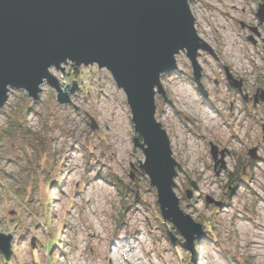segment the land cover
<instances>
[{
    "label": "rangeland",
    "instance_id": "374dc122",
    "mask_svg": "<svg viewBox=\"0 0 264 264\" xmlns=\"http://www.w3.org/2000/svg\"><path fill=\"white\" fill-rule=\"evenodd\" d=\"M261 3L190 0L197 32L218 58L200 52L201 85L208 97L197 87L185 52L177 55L178 69L162 76L167 99L159 92L155 97L157 121L181 165L175 179L180 208L206 233L196 249L198 264H264V249L253 253L247 247L256 224L264 225ZM71 65H62L65 75L50 72L72 104L59 103L57 91L45 83L38 100L13 88L0 108V233L13 237L10 260L0 251V264H125L119 250L132 247L143 264H191V252L172 223L163 220L157 191L140 169L145 157L133 143L125 92L107 70ZM230 75L240 89L230 86ZM72 81L79 88L75 94L67 88H73ZM188 95L220 127L229 125L230 136L210 131L192 114ZM180 132L199 144L198 154L192 155L186 139L180 148ZM67 154L78 169L73 177H67ZM207 182L213 185L211 195L198 191ZM207 198L220 206L207 204ZM166 228L176 235V245Z\"/></svg>",
    "mask_w": 264,
    "mask_h": 264
},
{
    "label": "water",
    "instance_id": "95a60500",
    "mask_svg": "<svg viewBox=\"0 0 264 264\" xmlns=\"http://www.w3.org/2000/svg\"><path fill=\"white\" fill-rule=\"evenodd\" d=\"M258 9L257 17L264 23V3ZM196 23L190 0H0V108L13 88L38 100L45 83L57 91L59 103L72 104L50 72L63 71L68 62L75 67L97 65L111 73L132 112L133 143L145 157L144 162L138 160L140 169L157 191L163 220L172 223L184 239L193 264H198L195 242L206 233L180 208L175 179L181 165L174 158L168 133L157 121L155 97L159 92L167 99L162 76L178 69L181 52L188 55L194 81L208 97L201 85L199 56L201 51L217 56L200 37ZM229 83L241 88L231 75ZM72 84L67 88L75 94L79 88L77 82ZM213 152L216 156V149ZM191 184L197 188L195 182ZM186 197L192 199L190 191ZM207 204L220 206L211 198ZM166 231L176 245V235ZM12 240L11 234L0 233V251L7 261Z\"/></svg>",
    "mask_w": 264,
    "mask_h": 264
},
{
    "label": "bare ground",
    "instance_id": "6f19581e",
    "mask_svg": "<svg viewBox=\"0 0 264 264\" xmlns=\"http://www.w3.org/2000/svg\"><path fill=\"white\" fill-rule=\"evenodd\" d=\"M206 41V40H205ZM208 41V40H207ZM206 41V42H207ZM179 93L181 94V96L185 97L186 92L184 88H180ZM186 99H189L191 101V106L189 108V110H192L191 113L194 114L195 116L198 115L200 116L204 121H205V126L211 131L212 129L214 131H216V134H221L223 136H230V130H228L229 125L227 126V128L225 127H220L219 123L214 119V116L211 114V112H209L207 109H197L194 107V105L196 104L194 100L190 99L189 95L186 96ZM183 100V99H182ZM183 104H186V101L183 100ZM218 111V110H217ZM219 112V111H218ZM110 113V111L108 112ZM111 117L114 115L113 113L109 114ZM118 116L115 115V117H113L112 119H116V117ZM240 124V122H239ZM180 139L178 141H176L177 144H181L180 148H184V140H188L189 142V151L192 153L193 156H195L196 154H198L199 151V144L197 142H195L191 137L189 138H185L184 133L180 132L179 135ZM178 146V145H177ZM67 158V162L68 164H66V173H67V177H73L75 175H77L78 173V169L77 167H72L70 165V159L72 158L71 154H67L66 155ZM262 161L264 162L263 158ZM257 164V163H256ZM258 165V164H257ZM259 167V166H258ZM260 168V167H259ZM207 184V185H206ZM206 184H203L202 186L199 187L198 191H203L205 190L208 194H212L214 189H213V185L210 184L209 182H207ZM247 187H249L251 190L254 191L253 186L248 185ZM229 206H231V204H227ZM264 215V213H263ZM257 228H255L256 230L250 234L249 238L250 240V244L247 247H250V249H252L253 253H257L259 252V250L264 249V242H262L264 240L263 235H264V225H261L259 222L256 224ZM246 232H249V227L246 228ZM263 239V240H261ZM136 240H138V242L141 243L140 238H136ZM137 249H133V247L126 251V250H119V253L121 254V259L125 264H143L142 263V257L139 256L137 253ZM149 253V251H148ZM150 256H152V253H149ZM263 257H264V253H263ZM115 264H119L118 260L114 261Z\"/></svg>",
    "mask_w": 264,
    "mask_h": 264
},
{
    "label": "trees",
    "instance_id": "16d2710c",
    "mask_svg": "<svg viewBox=\"0 0 264 264\" xmlns=\"http://www.w3.org/2000/svg\"><path fill=\"white\" fill-rule=\"evenodd\" d=\"M76 74H78V73L76 72ZM199 246H200L199 241H196V242H195V247H196V249H197ZM191 264H192V263H191Z\"/></svg>",
    "mask_w": 264,
    "mask_h": 264
}]
</instances>
